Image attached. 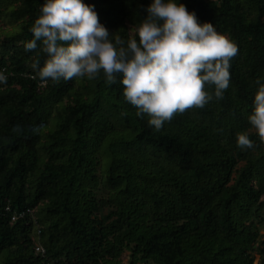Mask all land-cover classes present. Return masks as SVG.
I'll return each mask as SVG.
<instances>
[{"label":"trees","instance_id":"16d2710c","mask_svg":"<svg viewBox=\"0 0 264 264\" xmlns=\"http://www.w3.org/2000/svg\"><path fill=\"white\" fill-rule=\"evenodd\" d=\"M84 2L127 41L150 0ZM180 2L238 52L222 99L156 130L102 69L41 83L32 64L47 54L25 45L44 0H0V264H125L124 250L128 264H253V250L264 264V137L248 120L264 81V0ZM241 132L253 147L237 145Z\"/></svg>","mask_w":264,"mask_h":264},{"label":"clouds","instance_id":"9594fccd","mask_svg":"<svg viewBox=\"0 0 264 264\" xmlns=\"http://www.w3.org/2000/svg\"><path fill=\"white\" fill-rule=\"evenodd\" d=\"M33 39L26 50L37 48L47 54L43 64L32 68L46 83L74 76L94 78L102 69L115 83L119 76L125 99L151 117L148 123L160 130L177 112L203 107L220 100L229 87L230 61L238 45L207 21L198 22L194 11L180 0H150L146 15L132 27L125 41L99 21L94 5L84 0H44L30 29ZM8 76L0 70V84ZM205 84L214 85L212 92ZM248 116L250 124L264 137V81ZM237 145L253 147L247 132L237 134Z\"/></svg>","mask_w":264,"mask_h":264},{"label":"built area","instance_id":"2783aa9c","mask_svg":"<svg viewBox=\"0 0 264 264\" xmlns=\"http://www.w3.org/2000/svg\"><path fill=\"white\" fill-rule=\"evenodd\" d=\"M0 70L4 71V68H0ZM42 83V82H41ZM6 209H8V206H5ZM29 208L21 209V210H11L10 211V218L11 220H15L18 217H23L26 213H29ZM28 233L32 239V245L35 250V252H43V247L39 242V227L38 226H29Z\"/></svg>","mask_w":264,"mask_h":264},{"label":"rangeland","instance_id":"374dc122","mask_svg":"<svg viewBox=\"0 0 264 264\" xmlns=\"http://www.w3.org/2000/svg\"><path fill=\"white\" fill-rule=\"evenodd\" d=\"M259 228V231L262 232L263 228H262V224H258L257 226ZM253 255H254V260H253V264H257L258 260H259V252L257 250H253ZM120 260L121 262L128 264L129 258H128V251L124 250L121 254H120ZM136 264H143L142 261L137 260Z\"/></svg>","mask_w":264,"mask_h":264}]
</instances>
